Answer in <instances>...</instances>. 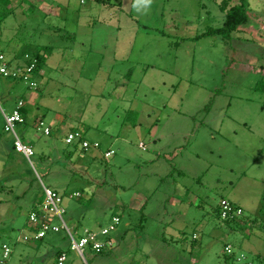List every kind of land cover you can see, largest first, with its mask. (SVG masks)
Masks as SVG:
<instances>
[{"label": "rangeland", "instance_id": "1", "mask_svg": "<svg viewBox=\"0 0 264 264\" xmlns=\"http://www.w3.org/2000/svg\"><path fill=\"white\" fill-rule=\"evenodd\" d=\"M248 1L262 16L263 0ZM221 2L153 0L145 15L133 0H0V50L57 49L63 85L42 91L47 123L59 112L64 132L100 143L84 150L61 140L62 127L53 139L19 125L32 165L12 149L0 108V264H54L58 251L65 264H264V30L204 35L222 27ZM16 82L0 78L8 111ZM45 186L62 196L76 238L118 215L112 247L84 258L66 230L18 240ZM223 199L244 209L246 230L218 217Z\"/></svg>", "mask_w": 264, "mask_h": 264}, {"label": "built area", "instance_id": "2", "mask_svg": "<svg viewBox=\"0 0 264 264\" xmlns=\"http://www.w3.org/2000/svg\"><path fill=\"white\" fill-rule=\"evenodd\" d=\"M25 60L31 61L30 63H24L13 66L7 55L0 51V78H7L12 80L21 81L29 86L31 89H37L39 82L35 77L37 72L38 60L31 56L30 53L25 54ZM25 106V101L20 99L17 102L15 109L12 112H6L2 108L4 115V130L13 136V142L15 149L18 153L23 154L33 165L32 156L35 154L34 147L27 141H25L18 132V126L25 123V117L22 113V108ZM39 129H43L46 134L50 133V127L45 125L44 121H40L38 124ZM65 142L69 145L77 144L84 150L91 148H99L100 143L98 141L91 142L87 140L83 133L79 130H72L65 136ZM114 153L113 150L108 149L105 151V157H110ZM45 197L41 202L37 203V207L32 209L29 213V230L23 234V237H18V240L39 241L49 232H59L66 230L71 237V248L76 250L82 257L85 258V249L91 248L96 253H102L106 249L111 248L113 245V239L110 237L118 224L120 223V217L114 215L109 226L102 227L99 230L86 229L83 235L78 238L75 237L72 229L65 220L66 209L62 205V196L54 189L45 186ZM76 196L80 195L79 192L75 193ZM222 218L223 219H236L243 215V208L232 204L229 200L222 201ZM59 219V223L55 220ZM227 252L232 251V246L226 247ZM12 249L9 244H3L4 257L7 258ZM244 256V257H243ZM67 253L62 252L58 255L55 264H65L67 261ZM245 258L242 255L240 259Z\"/></svg>", "mask_w": 264, "mask_h": 264}, {"label": "crops", "instance_id": "3", "mask_svg": "<svg viewBox=\"0 0 264 264\" xmlns=\"http://www.w3.org/2000/svg\"><path fill=\"white\" fill-rule=\"evenodd\" d=\"M13 3H15V0H13ZM255 3H256V0H255ZM263 5H264V0H263ZM256 7L253 6V10L251 9L250 19H249L247 25L244 24L245 26H243V25L240 26V27H245L244 30H254V28H256V25H258L260 32H261V30H264V22H262L264 19V7L261 6V11L263 14L260 17L257 16ZM240 27H239V29H240ZM260 32H255V33L258 35ZM55 50H57V49H55L53 46V50H52L50 56L48 57L47 62L43 65V67L41 68V70L38 74L39 78L44 77L43 78L44 79V85L42 83V86H40V83H39V86L37 89H31V88H29V86L27 84H26L27 86L22 85L21 83H23V82H21V81H18L21 83L16 82L11 87L10 91H8L6 94L7 95L6 97H8V99L13 98V100H14V105H13L12 109L10 111H8L1 104V102H0V108H1V111L3 108L4 111L10 113L15 109L17 102L20 99H23L25 101V106L23 108V114L25 117V123L24 124H28L31 127L33 126L37 130L38 133H41V134H37V138H40L43 136H52V137L54 136L57 138V136L53 135L54 129H57V131L60 132V129L62 127L63 133H62V138L61 137L60 138H61V140H63L65 142V136L67 135V133L69 131L64 132V130L66 128V127H64V123H61V125H60L61 120L64 119V117L61 115V113L58 112L56 114V116L53 118L54 122H57V126L55 127V125H52L51 123H47V121H46V118L48 116L47 110L43 112L39 108L41 100L44 99L43 98L44 95H43L42 91H44L45 89H48L49 87L51 88L52 84L57 85V83H59L58 77L57 78L55 77L57 75H54L57 72V68H56V66L53 65V61H51L52 57L54 56ZM0 51H2V50H0ZM2 52H4L7 55V57L9 58V60L11 61L13 66L26 63L25 54L30 53L29 50L20 51L16 48V46L10 45V44H9L8 50L7 51L4 50ZM55 65H57V64H55ZM14 81H17V80H14ZM40 82H42V79ZM60 85H63V84H60ZM123 89H125V88L124 87L122 88L123 92H120L119 94L116 93L117 95H115V96L116 97L123 96L124 95ZM58 91H56V92H58ZM2 114H3V111H2ZM41 120L45 122V125H47L51 128L49 134H46L43 129L38 128V124ZM3 122H5L4 121V115H3ZM58 126H60V127H58ZM41 135H43V136H41ZM54 137H53V139H55ZM67 145H69V144H67ZM58 152L60 154H64L63 149L58 150ZM256 254L261 255V257H264V251H256Z\"/></svg>", "mask_w": 264, "mask_h": 264}, {"label": "trees", "instance_id": "4", "mask_svg": "<svg viewBox=\"0 0 264 264\" xmlns=\"http://www.w3.org/2000/svg\"><path fill=\"white\" fill-rule=\"evenodd\" d=\"M11 1L12 0H10V2ZM221 7L226 13L225 14V21H224L222 27L216 28V29H213V30H209L206 33H204V35L222 34L225 37L231 38L233 33L236 30H238V28L241 25H244L245 23H247L248 20L250 19V8H249V1L248 0H222ZM52 50H53V46L48 45V46H43L41 48V50H39L36 53H30L31 56L35 57L38 60V62H37V72L35 74L36 78L38 77V73L40 72V70L43 67V65L47 62V59L50 56ZM27 62L30 63L31 61H26V63ZM23 108L21 110L22 113H23ZM12 149L15 152H17L16 149H15V146H14V142H13V145H12ZM39 196L40 197H37V200H38L37 203L41 202L44 199V197H45V190L44 189H42L40 191V195ZM223 200H228V199H223ZM222 201H221V203H222ZM229 201L232 204L241 207L240 205L234 203L233 201H231V200H229ZM37 203L33 204L32 209L37 207L36 206ZM221 203L218 205V207L216 209V212L218 214V217H220L222 219V222H224L225 224L229 225L232 230H246L249 227L250 219L244 216L245 215L244 212H243V215L240 216L239 218H236V219H230V218L223 219L222 218V214H221V211H222V204ZM194 237H195V235H194ZM44 238H42V239H44ZM228 245H231V244H227L225 246V249H226V247ZM62 252H64V251H58V255L61 254ZM229 255H230L229 257L231 259H235V255H234L233 250L231 252H229ZM242 255H244V254H242ZM241 256L239 258L237 257V259H239V260H245L246 259V256H245V258L240 259ZM259 259H264V257H261V255H259ZM250 263H252V262H250ZM245 264H249V263L246 262Z\"/></svg>", "mask_w": 264, "mask_h": 264}, {"label": "clouds", "instance_id": "5", "mask_svg": "<svg viewBox=\"0 0 264 264\" xmlns=\"http://www.w3.org/2000/svg\"><path fill=\"white\" fill-rule=\"evenodd\" d=\"M153 0H133V7L138 14H147Z\"/></svg>", "mask_w": 264, "mask_h": 264}]
</instances>
